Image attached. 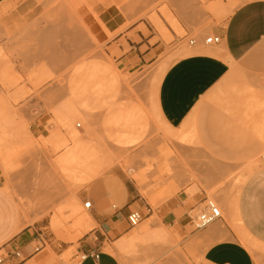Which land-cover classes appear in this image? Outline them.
Wrapping results in <instances>:
<instances>
[{
    "label": "rangeland",
    "instance_id": "obj_1",
    "mask_svg": "<svg viewBox=\"0 0 264 264\" xmlns=\"http://www.w3.org/2000/svg\"><path fill=\"white\" fill-rule=\"evenodd\" d=\"M18 1L6 0L0 13L15 10ZM249 1L25 0V25L13 31L0 22V113L11 125L0 139V186L15 200L20 224L35 223L41 229L37 233L44 241L35 244L44 248L46 264L78 263L79 258L71 260V249L50 243H75L83 234L78 219L89 212L83 194L92 182L111 173L135 183L142 180L140 192L153 210L187 183L194 184L195 191L198 186L241 242L253 246L254 264H264V245L239 229L234 214L246 177L264 166V151L252 167L220 169L208 157L200 158L204 167H194L199 158L188 151L192 138L167 129L157 105L161 76L188 42L198 39L203 49H218L204 45L211 35L208 28L223 26L231 11ZM101 6L109 10L111 28L116 26L108 41L100 36L101 28L106 30L98 17ZM136 24L163 44L157 57L144 59L134 49L137 45L124 40L119 49L122 44L115 35ZM172 33L184 40L181 50L173 45ZM76 147L92 155L68 166L65 155ZM89 166V173H95L91 178L86 177ZM206 201L191 213L186 228L165 223L155 212L130 226L126 235L141 232L153 221V229L165 231L168 240H143L130 251L114 250L119 263L176 264L179 258L183 264H202L205 245L192 220ZM58 250L61 255L55 254Z\"/></svg>",
    "mask_w": 264,
    "mask_h": 264
},
{
    "label": "crops",
    "instance_id": "obj_2",
    "mask_svg": "<svg viewBox=\"0 0 264 264\" xmlns=\"http://www.w3.org/2000/svg\"><path fill=\"white\" fill-rule=\"evenodd\" d=\"M5 1L0 0V7ZM25 7V0L18 1L15 10L7 15L0 13V22L13 31L25 25ZM108 11L101 6L98 14L106 28L100 32L103 41H108V33L116 28H111ZM139 25L118 32L116 42L137 45L134 49L144 59L157 57L163 44L153 35H145ZM208 31L220 37V43L214 45L218 49H203L198 39L188 42L183 55L161 76L157 90L159 113L167 129L192 138L194 145L188 151L199 158L194 167H204L200 158L205 157L220 169L252 167L264 151V0L240 5L223 26H211ZM171 35L176 39L173 45H180L181 50L184 40ZM123 48V44L119 46ZM136 181L139 185L124 175L111 173L92 182L83 194L91 204L87 209L90 221L80 225L85 229L83 234L75 243L52 242L51 246L71 249V260L79 258L77 264H120L108 248L129 232L127 217L131 212H139L143 219L155 212L165 223L186 228L191 213L206 201L204 191L198 186L195 191L194 184L187 183L153 210L140 192L143 181ZM234 207L239 229L264 245V166L246 177ZM218 221L220 224L216 221L196 233L205 245L202 264H254L236 229L222 217ZM34 224L19 229L17 204L0 186V256H5L0 264H46L44 248L35 244L43 239L37 233L41 229Z\"/></svg>",
    "mask_w": 264,
    "mask_h": 264
},
{
    "label": "bare ground",
    "instance_id": "obj_3",
    "mask_svg": "<svg viewBox=\"0 0 264 264\" xmlns=\"http://www.w3.org/2000/svg\"><path fill=\"white\" fill-rule=\"evenodd\" d=\"M232 12V11H231ZM10 125V121L9 119H7V116L6 115H3L2 113H0V139H2V137L4 136L5 134V129L7 127H9ZM11 126V125H10ZM9 128H7L6 130H8ZM90 151H85L83 148L81 147H76L75 150H71L69 151L65 156V158H67L68 160L63 163H65L66 165L68 166H71L72 165V160H75V159H84V160H87V156L88 157H91V155L88 153ZM88 153V154H87ZM90 155V156H89ZM264 160V159H263ZM64 161V160H63ZM69 161V162H68ZM68 162V164H67ZM71 163V165H70ZM64 164H62L63 166ZM63 166V167H67V166ZM67 169V168H66ZM88 170V173L89 171L91 172L92 170H90V166L86 168ZM94 169V168H93ZM87 170L85 172V174L87 173ZM98 170V169H97ZM97 170L95 168V172H96V175H98L99 173H97ZM99 171V170H98ZM87 173V174H88ZM90 174V173H89ZM93 174V175H92ZM91 176H95V173H94V170H93V173H91L89 176L87 175L86 177H90ZM86 177H85V180H84V183H87L88 180H86ZM90 178H87V179H90ZM86 181V182H85ZM84 204V203H83ZM84 207V205H83ZM90 221V217L88 216L87 213L83 214L81 217H79L78 219V223L79 225H82V224H85L87 222ZM26 224V223H25ZM26 226V225H25ZM155 226V225H154ZM23 226H22V223L19 225V229H21ZM167 233L163 230H154L153 229V221H151L150 223H148L141 232L139 233H133V234H130V235H125L123 237H121L120 239H118L116 242H114V246L113 247H110L108 248L109 251H111L112 253H114L113 251L115 250L116 252L120 253V252H127V251H130L132 250L134 247L138 246L140 244V242L143 240H155V241H159V242H165L168 240V237H167ZM247 236V234H246ZM249 238V236H248ZM251 239V238H250ZM253 240V239H251ZM255 242V240H253ZM167 244V242H166ZM163 246V245H162ZM167 246V245H166ZM245 247H246V244H245ZM168 248V247H166ZM249 252L252 254V249L253 246H251V244L248 243L247 247H246ZM135 249V248H134ZM169 251V249L167 250ZM259 252V251H258ZM167 253V252H165ZM164 253V254H165ZM262 254H264L262 252ZM174 259V257L172 258ZM179 259V258H178ZM176 260V264H183L182 262H180L179 260ZM171 260V258L169 259ZM171 262V261H170Z\"/></svg>",
    "mask_w": 264,
    "mask_h": 264
},
{
    "label": "built area",
    "instance_id": "obj_4",
    "mask_svg": "<svg viewBox=\"0 0 264 264\" xmlns=\"http://www.w3.org/2000/svg\"><path fill=\"white\" fill-rule=\"evenodd\" d=\"M189 43L192 44L193 40H190ZM219 43H220V37L215 35H210L204 39L205 45H217ZM261 158L264 159V153H262ZM83 205L85 209H89L91 204L89 201H85ZM145 212L149 214L150 209L146 208ZM221 217L222 215L220 208L217 207V205L213 201H206L204 209L200 211L196 217H194V219L192 220V224L195 229L200 230L205 228L209 224L218 221L219 219H221ZM143 218L144 217L142 214H140L137 211H134L128 215L127 221L131 227H134L138 225ZM2 260L3 259L0 258V263L2 262Z\"/></svg>",
    "mask_w": 264,
    "mask_h": 264
}]
</instances>
